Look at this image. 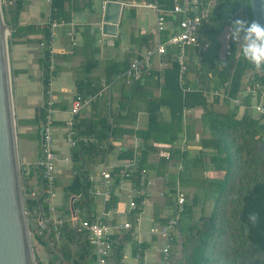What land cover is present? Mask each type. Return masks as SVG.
I'll list each match as a JSON object with an SVG mask.
<instances>
[{
    "label": "crops",
    "instance_id": "1",
    "mask_svg": "<svg viewBox=\"0 0 264 264\" xmlns=\"http://www.w3.org/2000/svg\"><path fill=\"white\" fill-rule=\"evenodd\" d=\"M51 1L52 0H22L18 6L17 26H35L39 33L22 37L9 36V49L13 59L12 62L14 61L15 64H13L12 74L18 86L20 84L19 82H23L22 87H24V93L22 96L24 99L23 103L26 104L25 108H19L18 124L20 127V136L23 139L24 136L28 135L31 126L32 129H36V133L39 136V154L37 160L34 161L33 164L30 162L27 155V142L20 151L22 163L24 165L23 169L28 179L27 183L31 185V193L33 192L36 195L42 193L41 168L37 165L41 156L40 115L44 111V93L50 88L54 96L56 108L54 115L55 149L61 156L67 154L71 156L70 162L59 161L56 164L55 190L59 184L60 178H69V182L66 183L64 187V195L56 200V191V196L52 200V203L56 207V214L65 219L64 223L77 228V224L74 225V222L70 220V216L74 215L71 210L70 199L76 195L66 197L65 189L71 184L74 175L79 170L82 176L85 174L84 178L88 186L86 199H84V201L74 206V202L80 200L81 196H76L73 200L72 206L74 213L79 216L88 215V217H98L104 212L103 219L108 224L117 226L113 228V236L116 240L114 245L116 247L122 242L123 256L121 260L123 264H158L160 248L163 241L161 245H157L160 238L150 232L151 226L165 222L173 213L176 192L182 191L185 194L186 201L189 203L194 194L209 190L213 182L222 178L224 174L223 171L216 170L211 164V149H205L201 144L203 139L210 134L209 124H207L208 121L204 120L202 116L203 109L201 107H196L194 109L189 108L184 110V123L192 125L193 136L189 137V140H187L186 135L183 134L180 141L176 142L178 143L179 154L173 153L176 143L169 145L164 140L155 139L154 141H150L152 146H154L149 150L145 160H143L141 149L142 139L136 135L135 131L146 127L147 113L139 107V110L135 112L136 114L133 120L131 117H128L126 120L120 118L118 120L119 123H115L116 114L121 112L120 115L122 117L125 113L123 108V110L119 111L121 102L123 105L127 104L125 101H127V97H129L130 102L135 105L137 104V97L141 95L142 90H135V87L131 89L134 82L131 85L117 82L114 84L113 88V131L115 127H118L123 130H128L127 133H120L118 136H115L114 132H112L113 139L111 142L107 140L109 133L104 139H99L94 134H87L94 135L98 138V145L92 144L97 147V151L93 155L87 153L83 154L79 162L76 163L74 161V150L78 146L72 148L66 143V121L70 115L71 99L75 92H94L99 87V83L102 79H111L116 72L127 66V63L132 57L143 55L146 50L152 48L159 37L161 40H166L169 33L175 28L174 19L176 16L167 14L166 18L170 20L168 24L169 27L158 34L155 28L157 10L145 4L156 5L159 9L163 10H170L172 7V0H119L125 7L122 22L118 25L117 34L115 36L103 34L101 31V16L103 14V4L106 0H64L60 11L52 7ZM7 7L9 16L14 15V2H8ZM138 7H149L154 10L155 21L152 25H147L138 18V14L136 13ZM239 7L236 12L239 10ZM55 10L57 11L58 18L54 15ZM53 17L64 21L65 24L59 26L57 28L58 30L56 29L57 32L55 37H57V39L56 45L53 47L54 57L55 60L56 58L58 59V64L56 65L54 78L50 82H47L45 86L43 83L44 71L41 66L43 52L35 61L38 71L35 74L30 73V76L27 75L28 71L26 68L21 66V63L18 61V56L20 53L27 50L32 43L40 44L39 42L42 40V34L44 30L48 28L49 19ZM242 19H244V17ZM72 24L75 29L74 41L68 35V31ZM143 26H149V28L146 27L143 29ZM229 27L231 26L229 25ZM199 36L202 41L208 42V40L200 35V29ZM227 42L228 47L226 54L228 53L229 39H227ZM168 48L165 55L158 56L155 54L152 57L151 71L144 76L143 81H140L141 84L145 85V88L152 90L156 95L160 93V88L156 86L155 79L151 76L153 72L160 73L162 69L168 65L169 62L167 58H169V55L167 54H169L168 50H170V48ZM172 48L174 49V47ZM185 52L187 68L183 78L180 79L179 77V80L183 81V79L185 80L186 78L188 82L193 83L197 78L195 73L189 69V64L197 61V57H193L194 55L192 53L194 52L196 54L197 51L193 46H187ZM171 56L174 59L173 54ZM59 67L62 69H60L61 71H59ZM250 78H252L251 72L244 76L242 88L251 81ZM24 80L27 82L25 83ZM34 84L35 86L41 85V102L39 107L34 106L33 97L31 95V88ZM43 86L45 88H43ZM186 89L190 88H184V90ZM212 92L213 89H211L209 93H205L209 102L215 97ZM226 98H229V96ZM233 98H229L231 106L238 107V115L240 116L244 113L246 108L244 105L245 97L242 99L240 105H235L232 102ZM254 103L255 100L251 99V105L249 107L251 110L249 111L256 116L252 108ZM214 108L221 112L226 109V106L220 101ZM164 113L166 117H168L167 109L164 110ZM100 117H106L110 125L108 111L104 104L102 107H99L94 103L82 110L77 126L78 132L82 134V129H80L81 119L94 121L98 120ZM32 134L33 133L29 134L30 139L32 138ZM139 142L141 145V165L146 168L148 178L151 179L153 183L147 188V196L145 197L144 203H140L141 198H136L137 208L128 211L129 201L127 199V194L129 189L138 183V177L135 173L131 180L126 179L125 181L119 182L115 174L123 161L131 157L134 144ZM166 156H168V158H166ZM104 168H107L113 174L110 197L107 201H104L101 196L93 193L94 189L98 187L101 181L100 173ZM30 172H32V176L28 177ZM203 202L202 200L200 202L198 198L196 207L194 208L195 216H198L197 212L202 211L201 207L203 206ZM125 221L131 222L132 227L129 229L122 228ZM51 226L54 228L53 225ZM77 230L82 233L83 237L85 236L83 231L79 230V228H77ZM178 239L179 241L175 246L177 250L176 257L181 255L179 252V243L181 244L180 237ZM142 243L146 244L144 250H140ZM113 250L114 249L111 251L110 257L113 255ZM172 252L173 251H171V253ZM45 256L48 258L49 254L45 252Z\"/></svg>",
    "mask_w": 264,
    "mask_h": 264
},
{
    "label": "trees",
    "instance_id": "2",
    "mask_svg": "<svg viewBox=\"0 0 264 264\" xmlns=\"http://www.w3.org/2000/svg\"><path fill=\"white\" fill-rule=\"evenodd\" d=\"M10 1L14 2L12 16H9L7 11ZM21 1L1 0L3 18L9 27L10 37L39 33L35 26H17L18 6ZM62 3L64 0L51 1L52 7L58 11L61 10ZM242 4H247V0H215L208 19L203 20L200 27V35L208 40V47L196 54L192 52L193 57H197L196 62L189 64V69L197 78L193 83L188 82L186 78L183 81L179 80V65L171 56L176 49L169 47L168 65L160 73L153 72L151 76L155 79L156 86L160 88V93L156 95L152 90L145 88L140 81H136L131 89L135 87V90H142L141 95L137 97V104L130 102V98L127 97L125 101L127 104L123 105L121 102L119 106V111L125 110L124 115L121 117V112L116 114L115 123L118 124L120 118L126 120L131 117L133 120L139 107L147 113L146 127L135 131L142 139L143 160L154 146L151 140H164L169 145H173L180 141L183 134L186 135L187 140L193 136L192 125L184 123L185 109L201 107L203 119L208 121L210 134L201 144L205 149H211V164L224 174L211 185L217 188L216 192L208 190L203 192L213 196L209 214L194 215L199 192H195L189 203L185 201L184 212L178 226V236L172 244L173 252L170 253L167 264H264V119L249 111L250 97H245L246 108L240 116L238 107L231 106L229 99L237 95L243 86L244 76L249 72L252 77L250 82L264 84V71L257 70L243 58L239 41L229 40L226 56L221 58L219 54L221 47L219 36L225 26L231 25V15ZM56 10L54 15L58 18ZM41 39L40 43L47 42L48 29L44 30ZM8 44H10L9 39ZM46 52L44 50L41 60L45 85L48 82ZM187 87L190 89L184 90ZM211 89H223L227 91L229 98L221 99L215 96L209 102L205 93H209ZM220 101L226 106L221 112L214 108ZM95 105L103 106L102 102H96ZM165 109L168 110V117L164 113ZM43 113L44 111L40 119ZM80 123L82 134H94L99 139L106 138L110 131L106 117L94 121L81 119ZM127 131L115 127L113 132L118 136ZM177 145L178 143L173 149L175 154H179ZM96 151L97 147L94 145L79 144L74 150L75 163L79 162L83 154L93 155ZM20 169L22 184L25 187L28 179L24 169L22 167ZM31 176L32 172L28 177ZM84 177L85 174L82 176L78 170L71 184L65 189L66 197L81 196L80 200L74 202V206L86 199L88 184ZM31 191V187L23 190L27 217L28 214L35 212L38 218L41 210L47 213L48 205L44 201L43 191L36 196H32ZM250 213L256 215L255 223L249 219ZM29 226L33 239L49 254L47 264L56 262L94 264L93 248L76 227L64 223L59 229L60 235L56 237V230L50 224L46 227L36 226L34 233L30 223ZM179 237L182 252L176 257L175 246ZM145 248L146 244L142 243L140 250ZM113 249V255L108 257L110 258L108 264H123L122 242L116 247L114 245ZM35 256L38 264H43L36 252Z\"/></svg>",
    "mask_w": 264,
    "mask_h": 264
},
{
    "label": "built area",
    "instance_id": "3",
    "mask_svg": "<svg viewBox=\"0 0 264 264\" xmlns=\"http://www.w3.org/2000/svg\"><path fill=\"white\" fill-rule=\"evenodd\" d=\"M215 0H172V7L170 10L159 9L156 5L145 4L152 6L157 10L155 28L156 31L162 33L169 26L167 14L176 16L174 19V30L169 33L166 40L157 39L156 44L146 50L143 55L132 57L127 66L116 72L111 79H102L99 87L94 92L81 93L75 92L71 99V106L69 110V118L66 121V143L69 147H77L79 144L84 145H98L99 141L94 135L80 134L77 126L81 117L82 110L88 108L96 102H102L108 111V118L110 122V132L107 138L108 142L113 139V116H112V97L114 84L121 82L125 85H131L136 81H143L144 76L149 74L152 68L151 60L156 54L163 56L167 52L168 47H174L176 51L173 53L174 59L179 65V77L183 78L187 68V61L185 51L187 46H193L197 52L203 51L208 47V42L202 41L199 36V29L203 20H207L211 7ZM65 22L56 18H50L48 24V40L43 41L40 45L46 50L47 60V76L50 82L56 72V60L54 55L53 39L56 35V29L64 25ZM75 29L73 24L68 31V35L73 40ZM74 41V40H73ZM228 47V45H227ZM47 98L44 99L43 108L44 113L40 123L41 134V156L37 162L41 168L42 191L44 193V201L47 203V213L43 210L37 218V224L41 227H46L48 224L53 225L56 230V237L60 235L59 229L62 228L65 219L56 214V207L52 200L56 196L55 190V170L56 164L59 161L70 162L71 156L69 154L61 156L55 149L54 144V115L56 112L55 100L50 88L46 90ZM212 94L223 99L228 97L227 91L223 89H215ZM244 97H250L255 100L252 105L257 117L264 119V84L259 82H248L232 99L235 105H240ZM140 142L134 144L133 153L130 158L125 159L118 167L115 176L119 182L130 179L136 173L138 183L129 189L127 194L129 210L137 208L136 198H141L140 203H144L147 196V188L153 183L148 178L147 170L141 165V149ZM168 158V156H166ZM101 181L93 191L95 195L101 196L104 201L110 197L111 182L113 174L107 168L101 171ZM32 196L36 195L31 193ZM186 201L185 194L182 191L176 192V199L173 213L166 219L165 222L154 224L150 228V232L160 239L163 243L160 248V258L158 264H167L171 253V247L175 237L178 236V226L181 216L184 212V204ZM104 212L98 217L88 215H74L70 216V220L76 222L77 228L83 231L86 239L93 248L95 254L94 264H108V257L116 242L113 236V228L108 224L103 216ZM78 222V223H77ZM132 224L125 221L122 228H131Z\"/></svg>",
    "mask_w": 264,
    "mask_h": 264
},
{
    "label": "water",
    "instance_id": "4",
    "mask_svg": "<svg viewBox=\"0 0 264 264\" xmlns=\"http://www.w3.org/2000/svg\"><path fill=\"white\" fill-rule=\"evenodd\" d=\"M124 7L119 0L104 2L101 16L103 34L111 36L117 34V27L123 19ZM243 17L249 22L256 20L264 24V0H253V3L247 0V4H242L239 10L231 15V20ZM7 26L3 20L0 4V264H38L27 220L18 157L5 36V32H8ZM229 29V25L225 26L219 36L221 58L226 55L228 42L225 36ZM75 198L76 196H73L70 199L73 214L72 202ZM179 248L181 253L180 243Z\"/></svg>",
    "mask_w": 264,
    "mask_h": 264
},
{
    "label": "rangeland",
    "instance_id": "5",
    "mask_svg": "<svg viewBox=\"0 0 264 264\" xmlns=\"http://www.w3.org/2000/svg\"><path fill=\"white\" fill-rule=\"evenodd\" d=\"M1 0H0V4H1ZM2 11V8H1ZM136 13L138 14V18L140 20H142V22H145V24L149 25V24H153L155 21V12L152 8L149 7H138L136 10ZM2 16H3V12H2ZM138 19V20H139ZM4 20V18H3ZM5 22V21H4ZM149 28V26H143L142 28ZM62 28V27H61ZM60 29V28H59ZM7 51H8V63H9V72H10V82H11V93H12V101H13V111H14V120H15V130H16V137H17V145H18V157H19V164L20 167L23 168V161H22V157H21V153L20 151L23 149V145H25V143L27 144V150H28V158L30 159V162H32V164L34 163V161L37 160L38 158V143H39V139H38V135L36 133V129H32V126L30 128V130L28 131L29 134H32V138L33 140H31L29 138V134L24 136V138L22 139L20 136V127L18 124V116H19V108H25L26 104L23 103V96L22 94L24 93V87H22V83L23 82H19V86L17 81L14 79V76L12 74V68H13V64L14 61L12 62V57H11V53H10V49H9V44H8V39L10 36V30L9 27L7 26ZM58 30V29H57ZM57 32V31H56ZM33 39H37V38H33ZM56 39L57 37L54 38V43L53 46L56 45ZM40 43V42H39ZM43 52V48L42 46L36 43H32L29 48L27 50H25L24 52L20 53L18 56V61L21 63V66L23 68H26V70L28 71V76H30L31 74H35L38 69H37V65L35 64L36 59L39 57V55ZM58 64V59L56 58V65ZM15 65V64H14ZM61 68L59 67V71ZM31 73V74H30ZM26 79V78H25ZM27 80V79H26ZM24 82L26 83L27 81L24 80ZM46 86V85H45ZM43 88H45L43 86ZM26 89V88H25ZM41 85L35 86V84L32 86L31 88V95L33 97V101H34V106H40V102H41ZM22 98V99H21ZM47 98V94L46 92L44 93V99ZM43 99V100H44ZM33 109V108H31ZM249 110H251V108H249ZM31 136V135H30ZM88 165V164H87ZM89 166V165H88ZM36 172V171H35ZM22 178V177H21ZM69 178H60L59 179V184L56 188L57 191V197L56 200L59 199L60 197H62L64 195V187L66 185V183L69 182L68 180ZM23 187V184H22ZM31 187V185L29 183H25V187H23V190L29 189ZM209 192H216L217 188L216 187H212L210 186V189L208 190ZM204 192V191H203ZM203 192H199V199L200 202L201 200L204 201L203 202V206L201 207V209L203 208L202 211L197 212V215H207L210 213L211 209H212V204H213V196L212 194L208 193V194H204ZM37 214L35 212L28 214L27 220H28V224L30 223L32 226V230L33 233L36 231V226L37 225ZM30 227V226H29ZM30 233H31V240H32V244L34 246V251L36 252V254L38 255L39 259L41 260V262L43 264H47L48 263V258L45 256V249L43 246L39 245L34 239H33V234L31 231V227H30ZM162 240L159 239V241L157 242V245H161Z\"/></svg>",
    "mask_w": 264,
    "mask_h": 264
},
{
    "label": "clouds",
    "instance_id": "6",
    "mask_svg": "<svg viewBox=\"0 0 264 264\" xmlns=\"http://www.w3.org/2000/svg\"><path fill=\"white\" fill-rule=\"evenodd\" d=\"M249 3H253V0H249ZM225 38L240 41L243 58L257 70L264 71V24L256 20H233ZM249 219L255 223L257 217L250 213Z\"/></svg>",
    "mask_w": 264,
    "mask_h": 264
},
{
    "label": "bare ground",
    "instance_id": "7",
    "mask_svg": "<svg viewBox=\"0 0 264 264\" xmlns=\"http://www.w3.org/2000/svg\"><path fill=\"white\" fill-rule=\"evenodd\" d=\"M5 36H7V31L5 32Z\"/></svg>",
    "mask_w": 264,
    "mask_h": 264
}]
</instances>
